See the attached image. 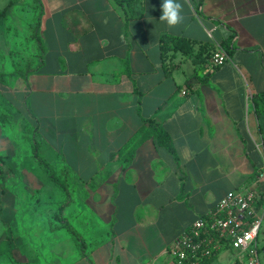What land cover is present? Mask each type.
Instances as JSON below:
<instances>
[{
    "label": "crops",
    "instance_id": "obj_1",
    "mask_svg": "<svg viewBox=\"0 0 264 264\" xmlns=\"http://www.w3.org/2000/svg\"><path fill=\"white\" fill-rule=\"evenodd\" d=\"M10 2L0 17L11 26L25 6L0 0V11ZM27 2L21 22L29 38L39 16L43 50L35 42L21 93L85 251L20 264H172L176 240L230 192L256 193L264 221V0H178L176 28L160 20L163 0ZM164 35L194 42L193 53L163 52ZM220 49L228 59L212 66Z\"/></svg>",
    "mask_w": 264,
    "mask_h": 264
},
{
    "label": "rangeland",
    "instance_id": "obj_2",
    "mask_svg": "<svg viewBox=\"0 0 264 264\" xmlns=\"http://www.w3.org/2000/svg\"><path fill=\"white\" fill-rule=\"evenodd\" d=\"M21 1L25 8L19 7L14 13L15 25L0 17V73L5 74L0 75V116L6 118V123L0 118V264H20L24 257L70 258L75 252L82 254L81 240L74 234L64 233L66 237L62 238L60 232H51L58 223L54 217L57 207L67 196L55 192L57 184L32 155V114L21 93L22 78L14 75L15 66L23 68L28 60L33 64L36 61V43L28 38V26L21 22L23 15L32 11L27 8V0ZM183 64L192 67L190 61ZM35 139L39 141L38 136ZM41 155L45 156L42 151ZM262 223L257 241L264 264ZM80 237L84 239L82 234ZM229 247L224 246L210 264H231L233 260L247 264L246 253L239 255Z\"/></svg>",
    "mask_w": 264,
    "mask_h": 264
},
{
    "label": "built area",
    "instance_id": "obj_3",
    "mask_svg": "<svg viewBox=\"0 0 264 264\" xmlns=\"http://www.w3.org/2000/svg\"><path fill=\"white\" fill-rule=\"evenodd\" d=\"M228 59L224 49L211 58L212 66L222 65ZM258 195L230 192L223 197L207 218H198L190 230L185 231L172 248L175 264H198L194 261L219 251L227 243L241 255L248 256L247 264H263L258 249V235L262 216L257 214Z\"/></svg>",
    "mask_w": 264,
    "mask_h": 264
},
{
    "label": "trees",
    "instance_id": "obj_4",
    "mask_svg": "<svg viewBox=\"0 0 264 264\" xmlns=\"http://www.w3.org/2000/svg\"><path fill=\"white\" fill-rule=\"evenodd\" d=\"M119 2L123 3V0H118ZM12 4V2H10L8 4V6L3 9L2 11H0V14H4L8 8L10 7V5ZM36 12V16L39 15L38 13L40 12L39 10H37V8L34 10ZM32 28V33L30 35L29 38H32V40H35V42L38 45L39 50H43V45H42V39L40 36V32H39V28H40V18L39 16L36 17V19L34 20V23L31 26ZM223 48L225 50H228L229 44L227 43V41L222 43ZM161 48L163 50V52L168 51L170 49H175V50H181L182 52H184L185 54L189 55L193 53L194 50V42L185 39V38H181V37H176V36H171V35H164L161 38ZM210 57H212V54ZM208 55V56H209ZM205 61V59H204ZM32 72V68L30 66V64H27L25 67H19V66H15L14 68V75L19 76L20 78H22L26 83L28 82V78L30 76ZM1 76H5V74L0 73ZM255 104L256 107L259 108L260 106L262 108H264V93H261L259 96H257V98H255ZM1 120H3L4 123H6V118L4 117V115L0 116ZM150 125L153 127L155 135L158 139V142L161 146L166 147L170 152H172L173 154H176V148L174 145L173 140L171 139V136L169 135V133L156 121L154 120H149ZM36 133L33 132L32 136H31V146H32V155L35 158V160H37V162L46 170L49 178L51 180H53L55 183H57L67 194V198L65 202H62L59 207L58 210L55 214V218L56 220L60 223L61 226L65 227L67 230H69L72 234H74L77 239L81 240L82 243V252L84 253L85 251V241L83 239H81L80 234L75 230V228L72 226V224L70 223V221L64 216V210L65 208L68 206L69 202H70V194L68 191V186L65 182H61L57 176V172L56 169L52 166V164L41 155V144L38 140H36ZM262 202V200L260 199V203ZM259 204V202H258ZM204 218H207V216H203ZM228 245V243L226 244ZM217 252H214L211 255H206L203 256L202 258H195L194 261H197L198 264H210ZM172 264H175L174 262ZM185 264H191V262L186 261Z\"/></svg>",
    "mask_w": 264,
    "mask_h": 264
},
{
    "label": "clouds",
    "instance_id": "obj_5",
    "mask_svg": "<svg viewBox=\"0 0 264 264\" xmlns=\"http://www.w3.org/2000/svg\"><path fill=\"white\" fill-rule=\"evenodd\" d=\"M161 9L160 20L166 22L169 28H176L183 23V4L178 0H163Z\"/></svg>",
    "mask_w": 264,
    "mask_h": 264
}]
</instances>
